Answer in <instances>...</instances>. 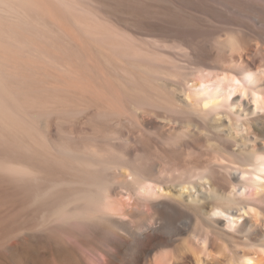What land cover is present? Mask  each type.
<instances>
[{
	"label": "bare ground",
	"instance_id": "6f19581e",
	"mask_svg": "<svg viewBox=\"0 0 264 264\" xmlns=\"http://www.w3.org/2000/svg\"><path fill=\"white\" fill-rule=\"evenodd\" d=\"M260 1L246 5L251 22L203 27L208 47L195 61L101 0H0V136L34 144L52 125L86 131L64 154L90 176L82 203L92 228L108 227L97 245L78 243L91 264H264V103L252 95L264 100ZM233 78L245 95L232 91ZM184 115L215 129L204 149L172 140L136 159L124 152L133 140L146 144L149 118Z\"/></svg>",
	"mask_w": 264,
	"mask_h": 264
},
{
	"label": "rangeland",
	"instance_id": "374dc122",
	"mask_svg": "<svg viewBox=\"0 0 264 264\" xmlns=\"http://www.w3.org/2000/svg\"><path fill=\"white\" fill-rule=\"evenodd\" d=\"M101 3L106 5L105 8H108V11L113 12L115 18L123 21L122 23L127 22L141 32L180 43L187 47V50L192 51L195 61H199L209 42L202 32L205 26L223 21L225 23L232 19L251 22L252 9L246 5L257 3L261 7L263 2L260 0H101ZM185 116L172 121L149 118L148 120L153 123L151 122L150 126L144 130L146 144L133 140L135 143L131 141L133 144L130 142L128 146H125L124 152L132 159H136L139 154L149 152L151 147L166 145L168 142L170 144L172 140L173 143L194 140L195 145H200L198 149L202 146L204 149L208 144L209 132L215 129L210 128L208 123L197 122L190 116H188L190 118ZM159 121L160 124H156ZM78 127H72V129L70 127L71 131L69 128L67 131V128L61 129L62 133L61 130L58 132V128L53 125L48 129L42 128L41 136H46L41 141L43 145L38 143L40 138L36 140L38 142L31 144L35 141L29 138L26 140L23 136L11 135V137L10 134L0 136V261L2 262L0 264H40L41 259L45 264H73L77 256L82 260L86 258L85 264H91L86 256L87 252L84 254L85 257L82 256L83 250L85 251V247L81 250L83 244L97 245L99 239L101 240V234L106 235L108 227L102 226L99 232L92 228L94 220L87 216L83 206L85 193L90 189V176L85 170L82 171L83 174L86 172L85 175L80 173L82 168L76 171L79 169L77 164L72 167L69 163L72 161L71 158L69 159L71 154L68 157L71 152L68 153L66 150L71 151L73 147L76 149L83 141L81 139L87 136H85L86 131ZM184 129H189V137L179 134ZM62 138H65V141L67 139L65 145H63L64 140H60ZM59 143L62 144L59 145ZM68 143L70 150L66 149ZM64 153L68 155L65 156ZM13 165H16L15 168ZM2 166L18 170L23 168L27 172L23 174L24 176H14ZM180 173L184 176L187 174ZM85 183L89 185V188ZM79 194L82 199L78 197ZM126 197L127 195L124 198ZM78 210L82 216L77 215ZM89 219L93 224L88 221ZM101 231L105 234L103 235ZM120 232L123 233V231ZM82 239L86 241L81 242ZM78 243L82 244V248Z\"/></svg>",
	"mask_w": 264,
	"mask_h": 264
},
{
	"label": "clouds",
	"instance_id": "9594fccd",
	"mask_svg": "<svg viewBox=\"0 0 264 264\" xmlns=\"http://www.w3.org/2000/svg\"><path fill=\"white\" fill-rule=\"evenodd\" d=\"M232 83L235 85V87L232 89V91H240L241 95H245V92L243 90V88L239 85V82H237L234 78ZM253 95V104H260V103H264V100L261 99V97L257 96L255 93L252 94ZM205 107H208V104L206 103L204 105ZM185 191H187V189H185ZM213 215L216 216H222L223 213L219 212L218 210H214L213 211Z\"/></svg>",
	"mask_w": 264,
	"mask_h": 264
}]
</instances>
